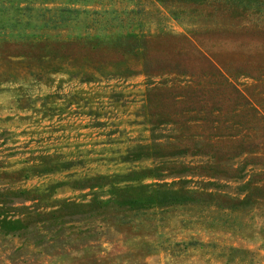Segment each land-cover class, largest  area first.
<instances>
[{
  "label": "rangeland",
  "instance_id": "1",
  "mask_svg": "<svg viewBox=\"0 0 264 264\" xmlns=\"http://www.w3.org/2000/svg\"><path fill=\"white\" fill-rule=\"evenodd\" d=\"M214 9L0 0V264H264V197L240 204L242 181L206 169L246 161L243 182L256 174L251 185L264 184V11L233 19ZM129 32L147 47L142 59L125 57L131 75L45 82L31 75L37 62L16 65L67 48L75 68L121 60L102 46ZM158 165L141 183L196 192L192 202L86 207L109 198L85 187L90 178Z\"/></svg>",
  "mask_w": 264,
  "mask_h": 264
},
{
  "label": "trees",
  "instance_id": "2",
  "mask_svg": "<svg viewBox=\"0 0 264 264\" xmlns=\"http://www.w3.org/2000/svg\"><path fill=\"white\" fill-rule=\"evenodd\" d=\"M88 1V0H81ZM100 0H93V3H99ZM137 1V0H135ZM141 1V0H140ZM159 3H177V4H192L193 6H210L214 5L215 9L218 11H224L233 17V19H239L242 17L247 18L249 15L253 17H258L259 14H262L264 11V0H154ZM174 15V14H173ZM258 15V16H256ZM56 25V24H55ZM257 32V30H255ZM106 39V37H105ZM95 41L93 43H88L83 53V58L91 57L92 53H96L100 45L104 43V38L100 40H90ZM103 41V42H102ZM146 37L144 35H137L136 33H127L124 37V41H115L112 44H109L103 49L109 50L111 52L121 53L123 59L116 61H88L87 60L81 66L75 68L73 66L74 60H67L66 58L74 56V52L67 48L66 55L63 57L60 56L57 59V56L52 57L51 59H45L46 57L41 54H23L22 56L35 58L33 60L26 61H17L16 65H24L26 69H30L33 65L32 62H37V66L33 71L31 70V75L35 80L45 82L51 81L52 76L56 74H66L67 76H72L73 73L76 77H82V82H91L97 78H101L105 75H123V74H133L135 73L134 67L135 63H129L126 61L125 57L128 56H137V58L142 59L144 54L147 52V47L145 44ZM99 42V43H98ZM111 42V41H110ZM105 46V45H104ZM29 51H31L29 49ZM72 57V58H73ZM48 58V57H47ZM74 59V58H73ZM72 63V64H71ZM211 67L218 74L222 75L220 69L208 60ZM34 64V63H33ZM120 69V70H119ZM225 71H229L226 67H223ZM256 112V110H254ZM253 147L248 145L245 146V150L253 152ZM255 152V151H254ZM253 152V153H254ZM182 153V152H179ZM246 160H256L259 159V156L249 154ZM163 165V164H162ZM247 167L246 161L243 163L242 167L237 168H227L223 170V166L219 163H213L206 165L207 170H214L225 174L228 178L235 179L241 182V191L244 194L243 198L238 202L240 204H252L254 197H264V184L261 185H251L253 176L256 174L249 175V179L245 182L246 178L245 169ZM158 169H163L160 165L155 168H146L141 170H132L126 174L121 175H111V176H97L90 178L89 181H92L90 184H87L91 191L95 189H100L102 192H106L109 195L107 199H98L94 198L90 203H87L86 207L89 208H101L107 205H114L118 207H128V208H145L151 206H163L174 203H189L194 200L196 192L188 191L185 189H167L164 188V185L160 184H142L141 181L147 177H153L157 174H153ZM258 175V174H257ZM96 192H94L95 194ZM205 194L200 193V197ZM208 194L207 196H209ZM95 204V205H94ZM2 224L6 228L10 226H16L21 221L15 219L12 221H7L6 219L1 220ZM23 223V222H22ZM21 223V224H22Z\"/></svg>",
  "mask_w": 264,
  "mask_h": 264
}]
</instances>
